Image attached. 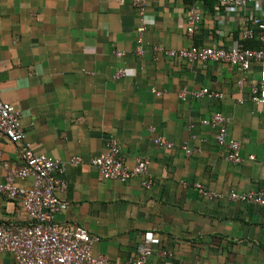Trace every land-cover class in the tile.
<instances>
[{
    "label": "crops",
    "instance_id": "0c3cea01",
    "mask_svg": "<svg viewBox=\"0 0 264 264\" xmlns=\"http://www.w3.org/2000/svg\"><path fill=\"white\" fill-rule=\"evenodd\" d=\"M190 9L200 22L188 35ZM252 13L250 2L231 13L216 0H148L137 56L130 0H0V101L19 111L34 151L60 161L67 188L58 196L67 207L54 220L85 229L95 239L94 257L133 259L143 234L152 232L159 244L145 264H264V208L225 198L264 189V103L251 100L260 65L242 74L221 63L152 53L154 46L242 44L239 24ZM119 68L130 74L112 79ZM201 88L222 93L223 100L178 98L183 89ZM215 112L228 120L227 137L240 143L239 165L226 161L215 131L200 124ZM157 137L173 147L154 145ZM109 139L128 168L137 158L148 161L150 188L139 178L124 184L100 179L90 161ZM182 145L197 152L185 156ZM74 157L81 162L70 163ZM1 161L20 167L19 147L0 139V181ZM17 184L29 186L31 179ZM194 184L224 198L199 196ZM26 223L18 204L0 195V228ZM0 264H13L12 255L0 252Z\"/></svg>",
    "mask_w": 264,
    "mask_h": 264
},
{
    "label": "built area",
    "instance_id": "2783aa9c",
    "mask_svg": "<svg viewBox=\"0 0 264 264\" xmlns=\"http://www.w3.org/2000/svg\"><path fill=\"white\" fill-rule=\"evenodd\" d=\"M148 0H130L137 12L136 48L135 54H143V34L146 31L144 11ZM228 12H241L247 4H252V15L243 17L239 24L241 41L254 39L257 48H244L236 43L227 49L219 47L199 48L190 46L175 50H167L160 46L152 48L153 56L160 54L165 60H184L187 62H214L221 63L244 74L253 65L261 67V81L251 89V100L255 103H264V2L263 0H216ZM200 22L199 13L190 9L186 20V33L191 35ZM120 58L124 53L114 51ZM130 74L122 68L117 69L112 79H120ZM155 97L161 95L151 89ZM191 97L195 100L221 101L223 94L208 88L188 92L183 89L178 98L185 100ZM19 111L8 103L0 101V139L18 146L21 166L12 167L6 161H1L4 178L0 181V195L18 204L27 218L24 226L15 229L0 228V252L10 253L13 264H145L152 253V246L159 244V239L152 232H145L142 241L137 246L133 259L123 263L110 262L102 257H94L91 252L95 241L82 227L75 224H58L54 220L57 213L64 211L67 203L59 198L58 194L66 191V182L61 178L62 165L59 160L42 153L35 152L30 143L25 141V134L20 125ZM200 124L215 131L216 145L226 151L225 159L232 165H239L243 159L240 156V143L227 137L228 120L220 113H212L202 119ZM153 132L154 128L149 127ZM153 144L164 149H171L173 144L161 137L153 140ZM185 156L197 152L195 148L182 145ZM79 158H72L70 163L79 164ZM101 180H111L120 184L132 178H139L140 186L148 189L151 180L148 177V161L137 158L134 165L128 168L120 156L117 142L109 139L104 150L90 161ZM31 179L29 186L18 185ZM193 189L199 196L212 199H222L224 196L208 190L200 184H194ZM230 202H241L264 208V189L245 193L229 192L226 197Z\"/></svg>",
    "mask_w": 264,
    "mask_h": 264
},
{
    "label": "trees",
    "instance_id": "16d2710c",
    "mask_svg": "<svg viewBox=\"0 0 264 264\" xmlns=\"http://www.w3.org/2000/svg\"><path fill=\"white\" fill-rule=\"evenodd\" d=\"M242 46L244 48H248V49H254L258 47V44H256V42L252 41V40H246L242 43Z\"/></svg>",
    "mask_w": 264,
    "mask_h": 264
},
{
    "label": "water",
    "instance_id": "95a60500",
    "mask_svg": "<svg viewBox=\"0 0 264 264\" xmlns=\"http://www.w3.org/2000/svg\"><path fill=\"white\" fill-rule=\"evenodd\" d=\"M263 69H264V64H263ZM263 78H264V74H263ZM262 97H263V100H264V92L262 93Z\"/></svg>",
    "mask_w": 264,
    "mask_h": 264
}]
</instances>
